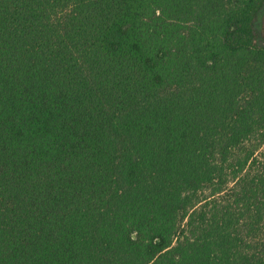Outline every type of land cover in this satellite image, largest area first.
<instances>
[{"label":"trees","instance_id":"1","mask_svg":"<svg viewBox=\"0 0 264 264\" xmlns=\"http://www.w3.org/2000/svg\"><path fill=\"white\" fill-rule=\"evenodd\" d=\"M0 264H264V0H0Z\"/></svg>","mask_w":264,"mask_h":264}]
</instances>
